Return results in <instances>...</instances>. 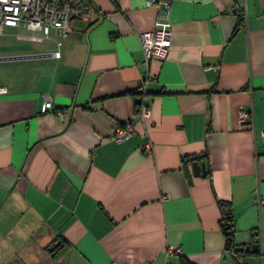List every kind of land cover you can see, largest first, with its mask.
<instances>
[{"label":"crops","instance_id":"obj_1","mask_svg":"<svg viewBox=\"0 0 264 264\" xmlns=\"http://www.w3.org/2000/svg\"><path fill=\"white\" fill-rule=\"evenodd\" d=\"M94 3L68 35L0 56L24 68L0 78V264H264V0H173L148 70L138 33L157 7ZM219 201L256 252L226 248Z\"/></svg>","mask_w":264,"mask_h":264},{"label":"built area","instance_id":"obj_2","mask_svg":"<svg viewBox=\"0 0 264 264\" xmlns=\"http://www.w3.org/2000/svg\"><path fill=\"white\" fill-rule=\"evenodd\" d=\"M173 0H146L147 5L157 7L156 17L152 29L138 33L143 63L148 70V63L151 59L163 61L171 45L172 31L169 12ZM95 7L94 0H0V33L6 27L17 30V38L40 42L54 36H66L72 30V22L76 18H87L91 9ZM23 29L27 33L19 31ZM56 42L55 57H59V42ZM146 76L147 73H146ZM147 78V77H146ZM145 87V85H144ZM142 94L139 98L137 111L140 119L144 121L149 114V107L145 96V88H140ZM0 87V92L4 91ZM52 108L50 98H46L41 106V112ZM65 109H57L55 113L62 118ZM238 121L240 124L253 129L252 113L241 109L238 111ZM132 121H126L123 127H116L112 133V138L119 142L127 138L133 132ZM264 142V129L261 130ZM143 149L148 153L152 151V143L147 140L143 144ZM262 201V200H261ZM178 248L168 246L166 254L178 252Z\"/></svg>","mask_w":264,"mask_h":264},{"label":"rangeland","instance_id":"obj_3","mask_svg":"<svg viewBox=\"0 0 264 264\" xmlns=\"http://www.w3.org/2000/svg\"><path fill=\"white\" fill-rule=\"evenodd\" d=\"M16 30L11 27L4 28L0 34V56L10 55L11 52H19L22 48L28 47L34 41L19 40L15 37ZM48 41L38 42L39 45H45ZM23 65V64H18ZM15 64L14 61H0V78L4 74L24 73V68Z\"/></svg>","mask_w":264,"mask_h":264},{"label":"trees","instance_id":"obj_4","mask_svg":"<svg viewBox=\"0 0 264 264\" xmlns=\"http://www.w3.org/2000/svg\"><path fill=\"white\" fill-rule=\"evenodd\" d=\"M139 103V100L137 102V105ZM220 211H221V217L219 220V227L222 231V233L225 236V246L227 249H232L235 252L237 251L236 245L234 244V223H233V217L230 213V209L228 205L223 202L219 201Z\"/></svg>","mask_w":264,"mask_h":264},{"label":"water","instance_id":"obj_5","mask_svg":"<svg viewBox=\"0 0 264 264\" xmlns=\"http://www.w3.org/2000/svg\"><path fill=\"white\" fill-rule=\"evenodd\" d=\"M192 168L194 174L196 175L204 174V163L199 162L197 159L192 161ZM236 249L245 250L249 252H256L258 250V245L256 243L246 244L244 246H236Z\"/></svg>","mask_w":264,"mask_h":264}]
</instances>
